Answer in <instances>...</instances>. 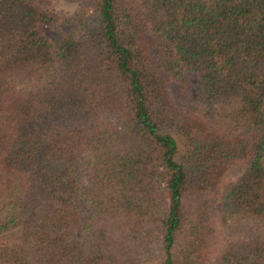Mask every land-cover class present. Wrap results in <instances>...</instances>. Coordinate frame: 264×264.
<instances>
[{"label": "trees", "instance_id": "16d2710c", "mask_svg": "<svg viewBox=\"0 0 264 264\" xmlns=\"http://www.w3.org/2000/svg\"><path fill=\"white\" fill-rule=\"evenodd\" d=\"M71 18L0 0V264H264V0Z\"/></svg>", "mask_w": 264, "mask_h": 264}, {"label": "rangeland", "instance_id": "374dc122", "mask_svg": "<svg viewBox=\"0 0 264 264\" xmlns=\"http://www.w3.org/2000/svg\"><path fill=\"white\" fill-rule=\"evenodd\" d=\"M78 1L79 0H47L48 7L57 13L58 19L54 28H48L45 25H42V31L53 44L58 41L63 32L70 30L75 26L71 15L76 8ZM168 88L173 99H176L178 95L177 85L170 82ZM241 169V164H232L225 172V176L228 178H234L241 172ZM152 246L153 248H156L157 245L152 243Z\"/></svg>", "mask_w": 264, "mask_h": 264}]
</instances>
